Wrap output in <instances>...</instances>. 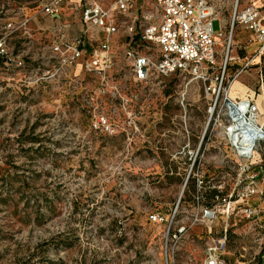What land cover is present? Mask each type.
Listing matches in <instances>:
<instances>
[{
    "label": "rangeland",
    "instance_id": "obj_1",
    "mask_svg": "<svg viewBox=\"0 0 264 264\" xmlns=\"http://www.w3.org/2000/svg\"><path fill=\"white\" fill-rule=\"evenodd\" d=\"M250 2L239 0V7ZM42 3L0 0V36L6 18L30 16L27 29L8 34V55L0 56V264H162L148 215L181 197L184 176L172 155L189 138L194 145L204 133L211 136L206 85L187 87L189 78L174 75L143 88L128 70L100 75L80 65L54 74V29ZM213 3L230 24L237 0ZM222 25L214 21L216 33ZM232 38L230 55L251 65H228L225 82L233 87L249 76L248 91L260 94L264 55L247 52L252 40L240 46ZM101 115L109 116L112 131L95 127ZM216 153L209 150L208 160ZM235 178L230 174L229 182ZM193 189L190 183L184 202ZM259 205L264 222V196ZM235 218L237 225L234 217L229 222L230 264H264V225ZM227 219L222 215L218 223ZM195 240L185 248L200 256L204 240Z\"/></svg>",
    "mask_w": 264,
    "mask_h": 264
},
{
    "label": "built area",
    "instance_id": "obj_2",
    "mask_svg": "<svg viewBox=\"0 0 264 264\" xmlns=\"http://www.w3.org/2000/svg\"><path fill=\"white\" fill-rule=\"evenodd\" d=\"M67 1L45 0L42 9L59 17ZM70 6L76 7L73 2ZM80 13L82 29L76 35L67 33V23L54 30V74L80 65L82 70L100 75H118V68L128 70L132 83L143 88L161 85L174 75L189 78L187 87L192 82L206 85L213 103L208 111V126L214 120L211 136L205 138L204 133L194 145L189 138L172 155L184 176L181 197L170 209H155L148 216L162 246V264H230V220L234 217L235 225V216L258 221L263 209L259 204L264 196V116L252 98L231 95L232 82H225L226 72L237 27L251 31L252 41L258 44L256 54L264 53L260 10L251 2L239 7L237 0L230 24L217 33L214 21L218 12L212 0H86ZM29 21L28 15L5 19L1 57L8 55V34L27 29ZM227 30L230 41L225 44ZM114 44H118L116 49ZM119 52L123 54L120 61ZM250 65L251 60H246L241 66L246 69ZM112 125L108 115L95 122L96 128L107 131L114 129ZM212 148L217 153L209 161L207 152ZM233 173L236 178L231 183L228 178ZM190 183L194 192L191 200L184 202ZM208 193L213 196L208 198ZM222 215L228 219L220 225ZM258 223L264 225L261 220ZM195 239L204 240L200 256L193 252L196 248H185Z\"/></svg>",
    "mask_w": 264,
    "mask_h": 264
},
{
    "label": "crops",
    "instance_id": "obj_3",
    "mask_svg": "<svg viewBox=\"0 0 264 264\" xmlns=\"http://www.w3.org/2000/svg\"><path fill=\"white\" fill-rule=\"evenodd\" d=\"M85 1L86 0H69V1H67V3L64 5V8H63L64 13L59 17H52V16L47 14L48 17L50 18L51 22H52V28L55 30L57 28H60L63 23H67L69 25L67 33L70 36H74L75 34H77L82 29V21L80 18V14H81L80 11H81L82 5L85 3ZM212 1L214 2V0H212ZM253 1L254 2H251V3H253L260 10L261 16L264 20V0H253ZM44 2H45V0H43V3ZM72 2L74 5H76V7L71 8L70 3H72ZM43 3H42V5H43ZM219 19L223 20L222 28H226L228 26L227 21H225L223 18L218 16V18L216 20H219ZM239 28H243V30H239ZM234 35H236L235 43L239 44L240 46H242V44H244L247 41V39L252 40V37H253L252 32L247 30L246 28H244L242 26H239L235 29V31L233 33V37H234ZM232 40H233V38H232ZM114 46L116 49L118 47V44H114ZM244 48L249 53L256 52L257 48H258V44H257V42L253 41V43L244 46ZM220 49H222V46L220 47ZM262 55H264V53ZM262 55H260V56H262ZM230 58H231L230 63H229L230 66L233 64H238L241 66L246 61V58H244V59L243 58L241 59L240 57L235 58L234 56H231V55H230ZM220 60L221 61L223 60V54H221ZM232 61H234V62H232ZM250 81H251V77H249V76H245L242 78V80H238L233 85V87L231 89V95L234 98H245V97L252 98L255 101V103L258 104L259 109H260V113L262 114V116H264V85L259 90L260 94L256 95L255 93L248 91V90H250V87H252ZM151 128H152V126L149 125L148 130L151 131ZM228 258H229V256H228Z\"/></svg>",
    "mask_w": 264,
    "mask_h": 264
}]
</instances>
